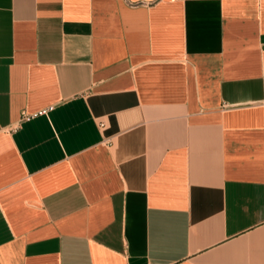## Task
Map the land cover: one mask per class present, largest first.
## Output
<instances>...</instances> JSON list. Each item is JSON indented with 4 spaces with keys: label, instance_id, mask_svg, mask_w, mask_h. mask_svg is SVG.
I'll use <instances>...</instances> for the list:
<instances>
[{
    "label": "crops",
    "instance_id": "obj_1",
    "mask_svg": "<svg viewBox=\"0 0 264 264\" xmlns=\"http://www.w3.org/2000/svg\"><path fill=\"white\" fill-rule=\"evenodd\" d=\"M0 264H264V0H0Z\"/></svg>",
    "mask_w": 264,
    "mask_h": 264
},
{
    "label": "built area",
    "instance_id": "obj_2",
    "mask_svg": "<svg viewBox=\"0 0 264 264\" xmlns=\"http://www.w3.org/2000/svg\"><path fill=\"white\" fill-rule=\"evenodd\" d=\"M50 108H51V106L46 107V108H43V109H41L38 112H40V113H46ZM23 117H28V114L26 112H23Z\"/></svg>",
    "mask_w": 264,
    "mask_h": 264
}]
</instances>
